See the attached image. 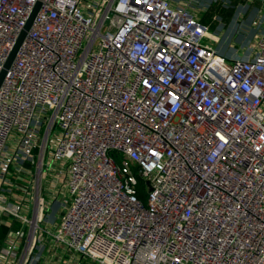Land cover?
<instances>
[{
  "label": "built area",
  "instance_id": "1",
  "mask_svg": "<svg viewBox=\"0 0 264 264\" xmlns=\"http://www.w3.org/2000/svg\"><path fill=\"white\" fill-rule=\"evenodd\" d=\"M38 1L0 87V264H264V28L228 58L187 1L0 0V72Z\"/></svg>",
  "mask_w": 264,
  "mask_h": 264
},
{
  "label": "crops",
  "instance_id": "2",
  "mask_svg": "<svg viewBox=\"0 0 264 264\" xmlns=\"http://www.w3.org/2000/svg\"><path fill=\"white\" fill-rule=\"evenodd\" d=\"M176 2H185L187 0H175ZM196 1L199 7L205 8L207 5L204 3L205 0H193ZM188 2V1H187ZM221 11L219 14L222 15V18L225 19L227 27L232 26L233 28H240L238 32L240 36V42L245 43L237 49L232 47L231 50L227 48L224 42L220 43L221 33L215 35L218 38L217 43L219 44L218 52L228 58L239 56L241 53L249 56L251 53L248 46L255 42L261 30L264 28V3L257 1L254 3H248L247 0H232L228 7H220ZM212 9H204L200 11V20L207 26L214 27L215 19L218 17V14L211 13ZM214 11V10H213ZM214 25V26H213ZM216 27H214L215 29ZM228 37L233 35V30L228 34ZM233 40V39H232ZM232 42V41H230ZM234 49V50H233Z\"/></svg>",
  "mask_w": 264,
  "mask_h": 264
},
{
  "label": "rangeland",
  "instance_id": "3",
  "mask_svg": "<svg viewBox=\"0 0 264 264\" xmlns=\"http://www.w3.org/2000/svg\"><path fill=\"white\" fill-rule=\"evenodd\" d=\"M190 4V6L192 8H194L195 12L197 13V16L200 17V11H203L204 9L206 10L208 9H212L211 13L213 12L214 14H218V17L215 19V26L216 27L214 29V27H210V30L215 34H219L221 33V39H220V43L224 42L225 46L227 48H229V50L232 49V47H235L234 49H237L243 45H246L245 43L240 42V36L238 34V32H240V28L237 27V31L236 28L232 29V26L227 27V25H225L226 21L225 19L222 18V15L219 14V12L221 11L220 7H228L229 4L232 2V0H205L204 3L207 5L205 8L203 7H199V5H197L198 3L196 1L193 0H187ZM197 3V4H196ZM214 10V11H213ZM233 30V35L231 37H228V33ZM233 39V40H232ZM232 41V42H230ZM210 42L214 45V47L218 50L219 48V44L212 42L210 40ZM232 46V47H231ZM233 49V50H234ZM118 163L121 164V159H118ZM144 199H146V197H144Z\"/></svg>",
  "mask_w": 264,
  "mask_h": 264
},
{
  "label": "water",
  "instance_id": "4",
  "mask_svg": "<svg viewBox=\"0 0 264 264\" xmlns=\"http://www.w3.org/2000/svg\"><path fill=\"white\" fill-rule=\"evenodd\" d=\"M41 6H42V1H38L36 3V5L34 6V8H33L32 12H31V14H30V16L28 18V21H27L24 29L21 31V33H20V35H19V37H18V39H17V41H16V43L14 45L9 57L7 58L4 66H3V69L0 72V87H1V85L3 83V81H4V78H5L8 70L10 69V67H11V65H12V63H13L16 55H17V52H18L22 42L24 41L28 31L30 30V28H31V26L33 24V21H34L36 15H37L39 9L41 8Z\"/></svg>",
  "mask_w": 264,
  "mask_h": 264
},
{
  "label": "trees",
  "instance_id": "5",
  "mask_svg": "<svg viewBox=\"0 0 264 264\" xmlns=\"http://www.w3.org/2000/svg\"><path fill=\"white\" fill-rule=\"evenodd\" d=\"M143 197V196H142ZM144 198V197H143Z\"/></svg>",
  "mask_w": 264,
  "mask_h": 264
}]
</instances>
